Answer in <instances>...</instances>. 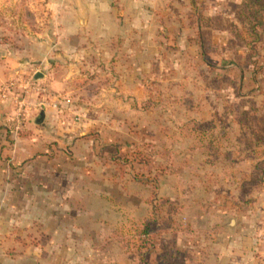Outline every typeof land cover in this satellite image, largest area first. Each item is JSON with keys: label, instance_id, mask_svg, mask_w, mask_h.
<instances>
[{"label": "crops", "instance_id": "crops-1", "mask_svg": "<svg viewBox=\"0 0 264 264\" xmlns=\"http://www.w3.org/2000/svg\"><path fill=\"white\" fill-rule=\"evenodd\" d=\"M176 1L63 0L52 4L62 31L58 45L31 40L30 53L0 45V264H264V243L258 239L264 234V123L242 120L239 125L231 116L227 128H241L227 137L238 163L227 180L200 192L199 201L210 205L208 213L188 194L193 189H175V201L193 209V223L182 236L205 240L221 233L222 250L216 244L213 250H182L187 244L181 241L173 252L135 246L154 203L148 185L126 179L114 168L113 146L121 142L125 121L113 112L125 105L136 110V100L125 96H134L137 87L145 90L152 66L149 31L162 7L166 19L158 24H171L166 26L171 31ZM205 4L198 0L195 7L198 29L200 11L210 10ZM188 32L185 28L179 38L169 32L161 41L165 46L178 44L175 39L186 47L202 44L185 38ZM233 42L227 38L229 49ZM58 47L64 53L58 54ZM78 57L83 64H95L93 79L100 88L92 92L94 100L88 99V90L78 101L70 96V62ZM227 63L228 76L240 81L229 95L246 103L262 95L258 87L244 86L249 81L254 85L261 72L242 75L241 62ZM36 72L42 76L34 78ZM231 217L235 223L230 228ZM207 219L217 224L205 228Z\"/></svg>", "mask_w": 264, "mask_h": 264}, {"label": "rangeland", "instance_id": "rangeland-1", "mask_svg": "<svg viewBox=\"0 0 264 264\" xmlns=\"http://www.w3.org/2000/svg\"><path fill=\"white\" fill-rule=\"evenodd\" d=\"M62 1L0 0V45L28 53L31 40L58 45L62 31H59V15L52 14V4L58 6ZM176 2V24L171 31L166 30L171 24H158L166 19L160 14L163 7L155 19L157 23L152 24L149 31L153 40L147 54L152 65L151 77L146 79L144 91L137 87L134 96H125L130 102L136 100V110L121 104L123 109L113 112L117 120L125 122L119 131L121 142L115 144V158L111 156V160L124 178L135 179L151 189L154 211L148 227L152 231L137 239L135 246L138 249L173 252L185 242L187 247L182 250L200 247L201 250H213V244L222 250L225 240L221 233L205 240L182 236L181 231L193 223V209L175 201V189L180 186L188 191L193 189L188 194L197 198L196 205L205 206L200 207L202 211H207L210 205L199 201L200 192L210 184L227 180V174L238 163L229 153L232 144L227 137L239 134L241 128H227V120L231 116L239 125L242 120L244 124L248 121L264 123V0H205V7L210 10L200 11L199 29L195 27L194 16L198 0ZM185 28L189 29L185 38H198L202 44L186 47L180 39H175L178 44L165 46L161 41L169 32L174 33V37H181ZM228 37L234 41L230 49ZM240 51L245 55L241 56ZM56 52L62 54L64 50L58 47ZM89 57L92 62L96 60L94 55ZM79 58L70 62L68 72L71 79L68 86L73 90L70 96L75 101L83 99L86 90L92 94L95 88H100V81L93 79L95 64H83ZM227 61L241 62L243 66L238 73L242 75L261 72L259 79H254V85L249 81L244 86L251 90L258 87L262 95L247 103L243 98L234 99L229 95V88L238 86L240 81L228 76ZM93 95L87 96L88 99L94 100ZM106 97L104 95L102 99ZM165 186L170 189L166 190ZM151 221L159 222V227ZM210 222L207 219L202 226L212 228L217 224Z\"/></svg>", "mask_w": 264, "mask_h": 264}, {"label": "built area", "instance_id": "built-area-1", "mask_svg": "<svg viewBox=\"0 0 264 264\" xmlns=\"http://www.w3.org/2000/svg\"><path fill=\"white\" fill-rule=\"evenodd\" d=\"M34 88L37 90V91H42V92H45V91H47V89L45 88V87H43V86H40V87H35L34 86ZM52 102H51V105H55L56 103H57V97L55 96V97H53L52 96ZM20 119H21V111H18L17 112V114H16V117H15V121H16V128L18 129V127H19V125H20ZM258 239H259V241L261 242V243H264V234H262L261 236H259L258 237Z\"/></svg>", "mask_w": 264, "mask_h": 264}, {"label": "water", "instance_id": "water-1", "mask_svg": "<svg viewBox=\"0 0 264 264\" xmlns=\"http://www.w3.org/2000/svg\"><path fill=\"white\" fill-rule=\"evenodd\" d=\"M41 76H42V74L40 72H36L35 75H34V78H39ZM42 119H43V111H40L36 122L39 123V122H41ZM234 223H235V219L233 217H231L228 220V222L226 223V225L231 228L234 225Z\"/></svg>", "mask_w": 264, "mask_h": 264}, {"label": "trees", "instance_id": "trees-1", "mask_svg": "<svg viewBox=\"0 0 264 264\" xmlns=\"http://www.w3.org/2000/svg\"><path fill=\"white\" fill-rule=\"evenodd\" d=\"M114 148H116V145L115 146H113ZM113 154L114 153H112V156H113ZM119 156H121V154L120 155H118L117 157L118 158H120ZM113 158H115L114 156H113ZM153 210H154V208H153ZM151 219V218H150ZM151 222H154V221H151ZM155 223V225H158V227H159V222L157 223V222H154ZM156 227V229H157V226H155ZM152 230H150L149 229V227H148V221L144 224V226H143V228H142V230H141V235H145V234H147L148 232H151Z\"/></svg>", "mask_w": 264, "mask_h": 264}]
</instances>
